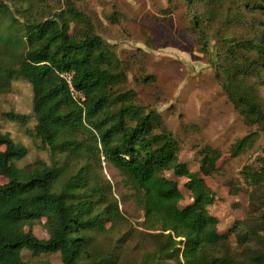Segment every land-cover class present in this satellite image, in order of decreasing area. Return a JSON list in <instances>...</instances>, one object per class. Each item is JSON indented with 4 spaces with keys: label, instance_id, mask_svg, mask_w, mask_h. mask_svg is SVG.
<instances>
[{
    "label": "trees",
    "instance_id": "obj_1",
    "mask_svg": "<svg viewBox=\"0 0 264 264\" xmlns=\"http://www.w3.org/2000/svg\"><path fill=\"white\" fill-rule=\"evenodd\" d=\"M187 1L193 6L197 0ZM67 5L66 12L51 18L28 15L25 30H17L14 36L0 32V45L18 53L22 49L15 67L0 69L7 79L29 83L33 93L32 114L8 112L4 116L23 125L33 117L35 136L56 162L51 167L38 164L18 168L16 162L27 157L28 149L11 134H0V147L4 148L0 149V177L7 180L0 184V264H27L21 258L24 250L59 253L63 264L120 263L118 247L103 256L93 249L94 235L107 233L115 226L106 229L108 224L124 219L111 185L105 187L95 181L94 173L102 168V159L116 168L134 191L144 212V224L152 232L154 249L146 250L135 264H168V260L176 264H252L212 251L228 237L218 233L219 221L208 212L214 196L202 175L212 176L219 170L221 154L204 150L199 172L181 163L179 144L161 115L157 111L147 113L135 101L134 92L120 91L126 77L116 65L112 46L99 35L81 36L72 31L73 23L91 22L71 0ZM0 14L17 22L3 0ZM191 17L199 44L208 51L212 14ZM230 44L227 55L215 52L212 68L217 79L223 78V89L244 119L264 124L259 103L261 83L249 82L263 79L264 45ZM63 74L72 75L78 98ZM251 144L247 139L240 141L232 155L239 156ZM62 156L64 165L59 167L58 157ZM165 171L188 180L192 205L176 208L183 195L177 183L164 177ZM62 176L68 179L59 187ZM109 198L111 203H107ZM42 220L47 221L48 240L24 230L27 224ZM252 262L264 264V258L255 257Z\"/></svg>",
    "mask_w": 264,
    "mask_h": 264
},
{
    "label": "rangeland",
    "instance_id": "obj_2",
    "mask_svg": "<svg viewBox=\"0 0 264 264\" xmlns=\"http://www.w3.org/2000/svg\"><path fill=\"white\" fill-rule=\"evenodd\" d=\"M3 1L17 21L0 14V32L6 37L14 36L17 30L23 32L28 15L51 18L68 9L67 0ZM71 1L91 22L89 25L73 23L72 31L75 29L81 36L99 35L112 46L116 65L126 77L120 91L134 92L135 101L147 113L157 111L161 115L179 144L181 163L190 171L199 172L204 150L221 154L217 163L219 170L212 176L202 175L214 196L208 212L219 221L218 233L228 237L223 245L212 250L214 254L252 264H255L252 258H264V124H252L244 119L223 89V78L217 79L212 68L216 63L215 52L227 55L230 42L263 47L264 0H197L193 6L187 0ZM200 14H212L210 30H206L212 38L208 51L199 44L191 17ZM222 38L225 42H221ZM19 53L0 45V66L15 67ZM251 55L255 57L254 53ZM261 77L263 81L254 78L249 82L261 83L259 103L264 112V66ZM32 100L29 83L19 78L7 79L0 69V134H11L29 151L16 166H55L49 150L34 134L33 117L23 125L4 116L8 112L32 114ZM244 139L252 144L239 156H233L232 149ZM58 159L59 167H63V156ZM102 161V168L95 170V181L105 187L111 185L124 219L117 218L114 224H108L106 229L115 226L107 233L94 235L93 249L103 256L118 247L119 264H135L141 261L146 250L154 249L152 232L145 226L144 212L125 178ZM163 175L177 183L183 195L176 208L183 210L192 205V194L186 188L188 180L178 177L174 171H165ZM67 179L68 176H62L59 187ZM5 183L7 180L0 177V184ZM24 230L42 240L50 238L46 220L27 224ZM21 258L27 264H63L59 253L24 250Z\"/></svg>",
    "mask_w": 264,
    "mask_h": 264
},
{
    "label": "built area",
    "instance_id": "obj_3",
    "mask_svg": "<svg viewBox=\"0 0 264 264\" xmlns=\"http://www.w3.org/2000/svg\"><path fill=\"white\" fill-rule=\"evenodd\" d=\"M63 78H65L67 80V82L69 83L70 87H71V90L72 92L74 93V95L78 98L80 95L75 91V89L73 88V85H72V75L70 74H63L62 75Z\"/></svg>",
    "mask_w": 264,
    "mask_h": 264
}]
</instances>
